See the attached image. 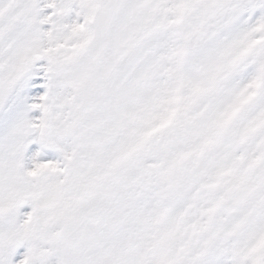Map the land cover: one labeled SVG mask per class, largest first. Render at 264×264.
<instances>
[{
    "label": "snow or ice",
    "instance_id": "6c2138e0",
    "mask_svg": "<svg viewBox=\"0 0 264 264\" xmlns=\"http://www.w3.org/2000/svg\"><path fill=\"white\" fill-rule=\"evenodd\" d=\"M0 264H264V0H0Z\"/></svg>",
    "mask_w": 264,
    "mask_h": 264
}]
</instances>
